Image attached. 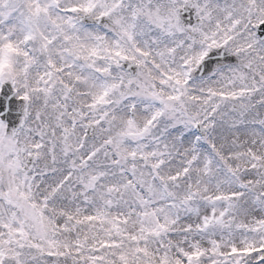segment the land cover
Returning <instances> with one entry per match:
<instances>
[{
  "label": "snow or ice",
  "instance_id": "obj_1",
  "mask_svg": "<svg viewBox=\"0 0 264 264\" xmlns=\"http://www.w3.org/2000/svg\"><path fill=\"white\" fill-rule=\"evenodd\" d=\"M0 264H264V0H0Z\"/></svg>",
  "mask_w": 264,
  "mask_h": 264
}]
</instances>
